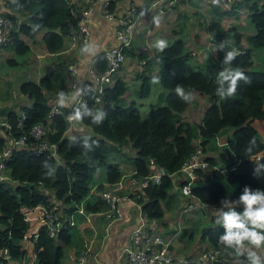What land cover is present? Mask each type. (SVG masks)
I'll use <instances>...</instances> for the list:
<instances>
[{"label":"trees","instance_id":"obj_1","mask_svg":"<svg viewBox=\"0 0 264 264\" xmlns=\"http://www.w3.org/2000/svg\"><path fill=\"white\" fill-rule=\"evenodd\" d=\"M119 1L109 0L107 9L114 11ZM208 1L210 7L215 6L212 0ZM236 8H246L254 29L252 32L244 35L236 26L223 27L221 21L225 17H233L237 21ZM80 9L74 2L70 4L69 0H5L0 13L9 22L6 40L0 45V55L10 53L1 64H16V57L24 58L20 64L26 63L31 50L25 40L33 41L38 32L41 33L45 52L55 58L50 61L52 68L43 72L37 81L23 80L18 84V93L27 100V104L16 107L24 115L20 126H16V108H0L1 121L9 125L6 129L0 124V150L18 138H24L25 142V145L11 149L2 161L8 181H0V248L6 249L11 260L24 259L20 241L28 223L22 208H51L55 215L62 214V217L73 215L79 207L84 214L106 210L107 203L100 193L122 178L121 162L110 161L111 154L116 157L122 148L134 152L122 161L129 165L132 177L143 178L153 168L162 170L157 182L147 181L144 186L127 194L134 199L147 222L153 220L161 227L165 226L160 221L164 211H180L186 200L178 194L183 183H190L189 194L203 204L199 209L203 214L208 213L210 208L220 209L223 199L229 202L238 200L245 187L264 191V167L258 166L264 165V153L259 155L263 144L252 126L254 120L264 121V70H253L251 67L252 57L260 50L263 51L261 63L264 66V0H240L232 3L231 9L226 11H218L216 6L214 10H209L212 11L211 19L205 25L209 36L203 47L205 57L202 62L191 61L193 57L184 49L177 32L173 42L150 58L145 49L135 53L131 43L124 50L125 56L136 54L142 65L150 67L149 73L152 72V64L157 65L156 78L165 89L144 117L139 115L133 102H124L127 86L118 74H114L111 82L103 87L97 102L90 90H81L79 101H75L71 108L62 105L56 98L58 94L63 97L70 92L66 85L68 63L60 58V52ZM175 24L178 28L183 25L178 21ZM174 31L171 30L172 34ZM242 41L245 47L241 45ZM232 51L237 54L226 63V57ZM100 56L98 54L93 63L96 71L105 67ZM227 70H239L248 79L238 80L235 94L221 99L219 92L227 89L228 81L221 83L220 73ZM134 78L139 80L138 95L147 96L150 91L149 74L140 72ZM177 87L182 89V95L176 92ZM192 93L204 95L208 100L198 122H189L183 117ZM162 101L164 104H160ZM53 102L61 113L47 118ZM70 110L79 124L91 131L88 138L83 139L78 134L77 123L68 129L65 116ZM98 116L99 120L96 119ZM36 123L42 124L45 131L39 139L52 145V149L39 153L33 152L27 145L33 141L29 131ZM224 129L229 130L224 135V141L234 162L217 166L214 158L205 156V152L207 148L213 150L218 146L216 138ZM197 148L203 155L206 168L194 169L195 178L191 181L186 176L173 181L172 175L179 173ZM249 148L251 153L246 151ZM150 161L152 164H149ZM236 210L242 211L243 206H238ZM194 212L202 216L197 210ZM79 216L83 219L82 215ZM213 217L210 220L216 219L215 215ZM186 223L189 225L180 230L177 238L190 242L197 235L201 248L187 255L176 251L177 254L189 258L215 248L221 249L229 261L246 258V253L237 258L231 249H225L218 243V238L225 234L222 226L201 225L199 229L197 220ZM74 226L75 222L72 226L62 227L55 238L49 237L40 227L33 243L34 264H61L64 249L72 246L78 249L80 235L74 237L70 233ZM1 264H6V261Z\"/></svg>","mask_w":264,"mask_h":264},{"label":"built area","instance_id":"obj_2","mask_svg":"<svg viewBox=\"0 0 264 264\" xmlns=\"http://www.w3.org/2000/svg\"><path fill=\"white\" fill-rule=\"evenodd\" d=\"M103 9V16L114 21V45L104 49L100 53V57L103 59L105 67L101 71H96L93 67L97 56H93L86 68L84 84L82 90H90L94 93V100L99 101V95L104 86L108 85L111 82L112 76L118 74L121 71L124 61L125 54L124 50L130 46L133 39L135 38V26L137 17L141 13H145L149 17L155 18L156 13H162L163 11H169L175 7L180 0H146L143 1L138 6L130 5L128 9H122L120 13L110 11L107 9L109 0H98ZM208 3L209 1L206 0ZM233 0H219L218 5L222 8L229 9ZM225 6V7H224ZM73 14V12L71 11ZM90 13V8L84 6L80 9L79 13L76 15L75 20L72 21V30L70 35L66 38L69 41L68 50L73 48H79L80 51H83L88 45L89 32L85 27L84 22L88 14ZM157 18V17H156ZM9 27V22L0 16V45L3 44L6 40V30ZM68 74V86L70 90L77 89V72L74 64H68L66 67ZM80 96L76 101H79ZM69 107V106H68ZM71 108V106L69 107ZM17 110V108H16ZM61 113V109L57 104L51 103L50 109L48 111L47 118H50L52 115ZM18 121L16 126H20L21 121L24 118L23 113L20 110H17ZM65 119L71 125L76 123V116L72 110L66 114ZM1 121V119H0ZM0 124L9 129V125L5 122H0ZM44 127L40 123L32 125L29 134L32 137V142L27 145L30 146L33 152L41 153L42 150L52 149L53 146L42 142L39 138L44 134ZM222 144V143H221ZM218 143V145H221ZM264 149V139L262 141ZM25 145L24 138H18L9 142L5 147L0 150V181H8V177L3 168V160L9 155L11 149ZM53 155L52 153H48ZM201 151L197 148L192 153L190 159L185 163L179 170L180 177L179 179H184L185 176L191 181L195 178L194 169L206 168V163L203 161ZM203 156V155H202ZM149 164H152L150 161ZM162 170L160 168H153L152 171L143 178L132 177V174L127 176L129 179L127 181L130 188L133 190L140 188L145 185L147 181L157 182ZM122 182L119 181L113 187L117 189ZM190 183H183L180 186L179 191L182 196L186 197V200L182 203L180 211H177L176 221L177 224H181V220L184 216H187L190 212L195 210L200 211L203 204L198 203L193 197L189 194ZM102 198L107 203V208L101 213L94 214H84L82 208L79 207L75 209V213L82 215L83 225H87L91 216H103L109 223L112 220H115L118 216L117 203L119 200L128 199L127 195L119 196L116 193L110 191H103L100 193ZM129 200V199H128ZM207 206V205H206ZM207 208V207H204ZM214 209L215 208H210ZM21 212L24 215L25 221L29 224L33 219L38 221L39 228L43 227L49 237H56L58 231L64 226H72L73 215H68L62 217V214L55 215L51 208L47 209L42 206H35L33 208H22ZM137 223L129 235L128 243L122 250V256L124 257L121 264H178V263H191L193 261L199 264H229L228 256L224 254L221 249L209 248L205 251H202L200 254H196L192 257L186 258L185 256L179 255L172 251L170 245V238L176 234V232L167 237H162L158 234V231L161 230L155 221L147 222L143 216L140 214L137 208ZM108 223V224H109ZM91 228V226H87ZM81 230V229H80ZM180 230V226L176 231ZM36 234H34L35 238ZM34 259V254H33ZM26 261L24 259L11 260L8 259L7 251L5 248H0V264L2 261H6V264H34V260ZM75 264H92V250L89 247L82 249L76 258L74 259Z\"/></svg>","mask_w":264,"mask_h":264},{"label":"rangeland","instance_id":"obj_3","mask_svg":"<svg viewBox=\"0 0 264 264\" xmlns=\"http://www.w3.org/2000/svg\"><path fill=\"white\" fill-rule=\"evenodd\" d=\"M69 1H70V4L73 3V0H69ZM239 1L240 0H237L236 2H239ZM214 5L217 7L218 11H226V10L221 9L216 4ZM180 6L183 7L184 12L181 13V15L183 16V19L179 21L178 23H181L183 25L180 26L179 28L176 24L173 25L171 27L172 30H175L173 34L171 30H166L163 33L160 31L158 32L156 31L153 34H151L149 37L147 36L143 37V33H142L140 36V39L137 40L136 42L134 41L133 43V46L135 47L134 49L135 53H137L138 50L140 52L142 49H145L147 52V55L149 56L147 57L148 58H150V56L153 57L155 54H157L159 50L158 41L163 40L168 45L174 41L173 39L176 38L175 33L177 32L178 37L183 42L184 49H187L189 54L191 53L190 55L193 57V60L191 61L192 62L196 60H198L199 62L203 61L205 57L204 52H203L204 46L203 44L199 46L197 41H200V40H202V42L204 41V37L207 34L205 30V25L210 21L211 19L210 17L212 13V11L209 12V10H214L215 6L210 7V4H208L206 0H183L182 2H180ZM238 9L241 12L240 13L237 12V15H238L237 21H235L233 17L231 20L227 19L228 17H225L221 21L223 27L236 26L238 29L246 28L247 30L249 29L250 32H252L254 29H253L252 24L248 20L246 8H238ZM198 10L203 11V12L197 13ZM240 18H242V22L244 26L236 25V23L240 20ZM192 20L194 23L192 22ZM188 26H191L193 33H195L194 36L189 35L188 30H187ZM207 36L209 35L207 34ZM9 54H10L9 52H5L4 54H2V56L0 55V62H3L4 59ZM262 54H263V51L260 50L257 52V54H255L252 57L251 67L253 70H264V66L261 63ZM135 55L136 54H134L131 57L126 56L124 64H123V66L126 65V67L125 69L123 67L120 71L122 74L121 79L124 81L125 85L127 86V90L125 94L123 95V100L124 102H127V103L133 102L137 108L139 115L141 117H144L147 111L149 110L150 106L155 105V103L157 102L158 95L160 93H165V89L159 85L157 78H156L158 66L155 64H152V72L149 73L150 67L147 65H142L141 64L142 62L138 60ZM15 59H16V64H13V65H10V64L3 65L0 63L1 64L0 65L1 66L0 67L1 69L0 70V108H11L12 109L20 105L27 104L26 98L18 93V90H17L18 84L23 80L37 81L38 78L43 74V72H45L44 70L39 69L37 71L38 74H33V72L30 70L31 68H30L29 61L24 64H20L19 62L23 60L24 58L16 57ZM70 61L71 60H66V64L69 63ZM123 69L124 71H122ZM140 72H143L144 75L149 74V78H150V91L148 95L145 97H140V95H138L137 90L139 88V80L137 79L135 80L134 78ZM58 96H60V94H58ZM207 103H208V100L206 96L198 94V93H192L189 97V105L187 106L188 108L185 110L183 115L185 114L186 119L188 121L194 120L198 116L196 113L200 112L201 114L203 108H205ZM160 104H164V102L162 101L160 102ZM188 111L191 114H189ZM76 123H79L78 120H76ZM77 130L79 132L78 134L83 139H86L91 135V131L89 130V128L84 125H82L80 128H77ZM228 133H229L228 129L222 130V132H220L216 138L218 139L217 142L219 144L221 143L222 144L218 146L216 145L213 150H208L207 148V151L205 152L206 154L205 156H211L214 158L217 166H224L227 163L234 162V158L231 152L229 151V149L227 148V146L225 145V141H224V135ZM133 154L134 152L130 150L129 148H122L116 157H113V155L111 154L110 161L112 160V161L122 162L125 156L130 157ZM200 157H202V155ZM122 164H121L122 173L128 174L130 170L129 165H127L124 162H122ZM99 173H101V171ZM179 177H180L179 173H174L172 175V180L176 182ZM106 191H110V192L116 193L117 195L123 196V195L132 193L134 190L126 186L125 184L123 185V182H122L117 189L108 188V190ZM179 193L180 191L178 192V194ZM216 211L217 210L209 209L208 213L206 214H203L201 213V211H198L202 214V216H198L197 213L195 212H192V213L190 212L187 216H184L182 218L180 225L177 224V221H176V214H177L176 210L170 211L169 213L168 211H164V214L160 221L165 219L168 214L169 219L166 222L167 227L159 230L158 234L162 237H167L176 232V234L173 235V237L170 238L169 240L170 245H172L171 246L172 251H175V252L178 251L182 255L194 253L199 248H201L199 240H198L199 236L195 235V238L189 242L187 239L179 240L177 238V234L181 232L180 230H182L184 226L189 225L190 222L186 223V221L195 222L197 220L199 223V227H198L199 229L201 228V225L205 226V225L215 224L214 223L215 220L213 221L210 219H214L213 216L215 215ZM73 220L75 222V226L72 227V229H70V233L73 234L74 237H76L77 234L79 235L81 233L79 224L83 222V219L78 214L74 213ZM178 226H180V230L176 231L178 229ZM168 231H172V232H168ZM88 232L89 230H86V232L84 231V233H88ZM78 244H79L78 249H75L73 246L67 249H64V257L62 258L61 264H70V258H71V262L74 261L78 253L87 246V242H85V237L81 236ZM256 251L258 252L259 255H261V258L264 257L262 256V253H264V248L256 250ZM232 260L229 261V264H235L232 262Z\"/></svg>","mask_w":264,"mask_h":264},{"label":"crops","instance_id":"obj_4","mask_svg":"<svg viewBox=\"0 0 264 264\" xmlns=\"http://www.w3.org/2000/svg\"><path fill=\"white\" fill-rule=\"evenodd\" d=\"M4 1L5 0H0V13L4 9ZM143 1L146 0H120L116 4L115 12L120 13L122 9H128L130 5L136 7L140 5ZM182 1L183 0H180V2ZM236 1L237 0H233V3ZM73 2L76 3L80 8L84 6L89 7L90 13L87 16L86 21L84 22V25L89 32L87 47L83 51H80L78 47L68 50L67 47H69V41L65 37L64 38L65 45L63 50L60 52V58L63 60V62L66 64V60H71L68 64H74L77 72V79H76L77 89L70 90V92L65 94L63 97L62 96L56 97L60 101V103H62V105L69 107L72 106V104L80 96V92L84 84L86 68L90 59L93 56H97L98 54H100L104 49L114 45L113 35H114V27H115L114 21L108 20L103 16V12H102L103 9L101 8V4L98 0H73ZM180 2L168 12L163 11L162 13H156L155 16L157 18L149 17L145 13L139 14L135 26V38L133 39L132 43H134V41L136 42L137 40H139L142 33H143V37L145 36L149 37L151 34H153L156 31L157 32L160 31L163 33L166 30H172L171 27L176 23V21L179 22L183 19L181 13L184 12V10L183 7L180 6ZM234 11L236 13L241 12L237 8ZM199 12H203V11L198 10L197 13ZM242 18H240V20L236 23L237 26H244L242 22ZM227 19L231 20L232 18L228 17ZM240 29L243 31L242 33L244 35L250 33L249 29L248 30L246 28L245 29L240 28ZM187 30L190 36L195 35V33H193L191 29V26H188ZM206 39H208L207 34L205 35L203 42L202 40L197 41L199 46L203 44V46L205 47V45L207 44ZM25 41L29 43L31 50V55L28 61L30 62L29 63L31 68L30 70L33 72V74H38L37 71L39 69L44 71L51 69L52 65L50 64V60L54 61L55 58L53 57V55L45 52L43 45L41 44V33L38 32L34 37L33 41L32 40H25ZM241 45L245 47V42L242 41ZM123 67L125 69L126 65ZM124 69L122 71H124ZM118 75L122 77L120 71ZM66 85H68V83ZM202 112L201 114L200 112L196 113L198 116L194 120H190L189 122H193V121L198 122L202 116ZM188 113L191 114L189 111ZM183 117L185 118V120H187L185 114L183 115ZM80 125L81 124L77 123L76 124L77 128H80L82 126ZM252 126L259 134L261 141H263L264 121L254 120L252 122ZM263 153H264V149L259 155ZM120 169H122L121 165H120ZM131 171L132 170L130 169L128 174H123L122 178L120 179V181L123 182V185L125 184L128 187L129 185L127 181L129 178L127 176L130 174ZM128 199L125 198L124 200L118 201L117 203L118 216L115 220H112L111 223H109L103 216H91L89 221H87L88 224L86 226L80 224L79 228L81 229V233L79 235L80 238L81 236L85 237V242H87V247H89L92 250V264L122 263L124 259V257L122 256V250L125 247V245L128 243L129 235L131 234L132 230L134 229L137 223V215H136L137 205L135 204L132 198L128 197ZM168 219L169 217L167 214L166 218L162 220L165 226L161 227V229L167 227L166 222ZM87 226H91V228H88ZM38 229H39L38 221L33 219L31 222H29L28 229L24 234L22 240L20 241V248L21 250L24 251L25 253L24 258L27 262L33 259V243L35 240L33 236L34 234H37ZM86 230H89V232L90 231L91 232L84 233V231ZM262 256H264V253H262ZM262 260H264V257H262ZM73 262L74 261L71 262V258H70V264H75ZM232 262L235 263L236 262L235 259H233Z\"/></svg>","mask_w":264,"mask_h":264},{"label":"clouds","instance_id":"obj_5","mask_svg":"<svg viewBox=\"0 0 264 264\" xmlns=\"http://www.w3.org/2000/svg\"><path fill=\"white\" fill-rule=\"evenodd\" d=\"M218 2L219 0H212L213 4H218ZM158 47L163 50L164 47H167V44L165 41L160 40L158 41ZM236 54V51L229 52L225 62H230ZM220 76L222 77L221 83L224 80L228 81L227 89L219 92L221 99L235 94L238 80L244 79L247 81L248 79L239 70H227L220 73ZM175 90L177 93L183 94L180 87ZM96 119L99 120L100 116ZM252 143H255V138H253ZM246 151L251 153L250 148ZM258 166L264 167V165ZM221 204L222 207L215 212L216 219L214 223L222 226L225 229V234L218 238V243L225 249H231L237 258L244 256L246 253V258L244 260L237 259L235 264H264L261 255L256 251L264 248V191L259 189L254 191L249 187H245L238 200L229 202L228 199H223ZM240 205L243 206V210L237 211L236 209Z\"/></svg>","mask_w":264,"mask_h":264}]
</instances>
